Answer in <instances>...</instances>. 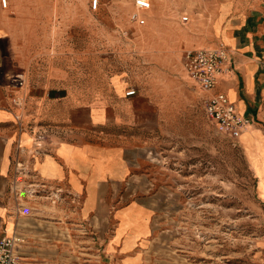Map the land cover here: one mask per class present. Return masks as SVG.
I'll return each instance as SVG.
<instances>
[{
    "label": "rangeland",
    "instance_id": "obj_1",
    "mask_svg": "<svg viewBox=\"0 0 264 264\" xmlns=\"http://www.w3.org/2000/svg\"><path fill=\"white\" fill-rule=\"evenodd\" d=\"M97 1L0 0L4 63L7 27L29 89L83 96L112 79L123 94V78L156 103L124 183L134 193L122 197L154 207L150 264H264V145L241 141L244 154L218 133L182 67L185 51L220 47L229 23L264 20V0H149L142 26L130 20L134 0Z\"/></svg>",
    "mask_w": 264,
    "mask_h": 264
},
{
    "label": "crops",
    "instance_id": "obj_2",
    "mask_svg": "<svg viewBox=\"0 0 264 264\" xmlns=\"http://www.w3.org/2000/svg\"><path fill=\"white\" fill-rule=\"evenodd\" d=\"M2 32L8 54L4 63L0 48V239L23 237L20 264H150L154 207L138 198L122 203V197L134 193L124 183L140 157L141 136L155 130L156 103L123 78V94L112 79L83 96L54 87L35 92L11 29ZM221 32L231 69L218 77L212 93L225 94L248 118L240 137L228 138L244 152L241 141L264 145V20L239 18ZM18 74L24 89L14 85ZM131 89L135 95L126 97ZM197 95L205 96L200 89ZM15 97L23 99L21 110ZM35 132L51 142L37 147ZM30 183L60 189L61 200L16 191Z\"/></svg>",
    "mask_w": 264,
    "mask_h": 264
},
{
    "label": "built area",
    "instance_id": "obj_3",
    "mask_svg": "<svg viewBox=\"0 0 264 264\" xmlns=\"http://www.w3.org/2000/svg\"><path fill=\"white\" fill-rule=\"evenodd\" d=\"M2 5L6 6V0H1ZM97 0H93L92 8L96 9ZM151 3L149 0H134V8L130 15V20L139 26L145 24L144 13L149 11ZM183 22L188 21L187 16L181 18ZM182 67L188 78L205 94L201 99V105L206 118L214 124L216 130L221 135L235 140L245 130L249 124L246 117L239 116L235 106L229 101L228 97L223 93H212L217 85L218 77L230 71V58L224 46L215 49L198 48L187 50L183 54ZM19 86L23 84V78H17ZM135 90L131 89L125 93L126 97L135 95ZM13 105L21 110L23 107V99L15 97ZM21 115L18 113L15 120L20 126ZM33 142L37 147L42 144H49L50 137L35 132L33 134ZM45 147V146H44ZM20 166H17V177L22 174ZM16 191L24 192V194L35 197L45 196L53 201H59L62 198V191L60 189H49L42 183L29 184L23 188H17ZM24 243L23 237L20 235L5 236L0 239V264H20V256L18 247Z\"/></svg>",
    "mask_w": 264,
    "mask_h": 264
}]
</instances>
